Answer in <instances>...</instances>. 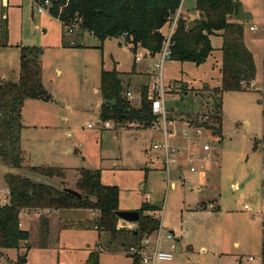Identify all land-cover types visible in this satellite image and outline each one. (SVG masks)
<instances>
[{"label":"rangeland","instance_id":"1","mask_svg":"<svg viewBox=\"0 0 264 264\" xmlns=\"http://www.w3.org/2000/svg\"><path fill=\"white\" fill-rule=\"evenodd\" d=\"M33 1L36 2L8 0L4 4L0 0V80L6 79L0 84L16 81L19 49L34 47L41 51L43 88L53 100H26L23 105L22 168L28 167L27 156L32 165L99 170L103 185L118 188L120 211H137L142 202L160 207V213L152 215L159 219L164 230H172L178 240L174 260L168 264H261L264 95L260 90L264 0H237L246 15L241 21L244 38L256 67L253 89L220 94L212 92L220 85L219 51H214L201 66L167 58L157 68L159 56L134 63V55L145 52L140 48L133 52L124 37L106 39L100 49L101 42L95 36L88 32L67 33L48 12L39 14ZM182 6L194 13V0H183ZM182 15L188 17L187 24L193 23L189 11ZM168 28L171 26L163 29L165 37ZM211 41L213 48L220 46L218 38ZM133 66L144 74L122 76L123 95L126 97L129 91L132 94L129 103L139 107L141 85L150 84L146 87L150 89L151 99L162 93L166 119L172 122L167 128L176 132V138L168 139V143L189 147L194 157L192 166L199 169L202 166L203 170L189 171L186 150L178 157L181 169L178 165V170L170 167L167 171L162 166L161 150L151 148L161 142V136L154 130L158 125L156 120L149 127L138 122L124 124L108 120L111 130L99 129L102 121L93 90L99 88L101 69L115 68L129 73ZM213 98L219 99L221 105V139L202 129L196 135L198 128L193 125L207 121L205 115L211 112ZM70 104L84 110L78 111L77 118L69 125L70 137H67L60 126L57 105ZM88 124L94 127L87 128ZM130 124L134 126L129 128ZM203 145L210 146V150L203 151ZM7 173L72 190L79 176L78 172H68L64 181L45 179L25 169L9 168L0 159V205L5 204L3 196L8 199ZM90 213L86 209L50 213L45 249L38 246V215L22 216L21 229L30 235L28 247L1 250L0 264H18V257L23 255L25 260L20 264H87L89 254L94 251L100 252L98 264H131L125 254L128 250L120 246L123 238L111 241L108 233L60 228L63 224L85 221L87 216L91 217ZM131 226L122 221L117 223L123 230Z\"/></svg>","mask_w":264,"mask_h":264},{"label":"trees","instance_id":"2","mask_svg":"<svg viewBox=\"0 0 264 264\" xmlns=\"http://www.w3.org/2000/svg\"><path fill=\"white\" fill-rule=\"evenodd\" d=\"M182 0H51L49 15L57 19L65 28L73 19H79V33L88 32L100 42L110 38L124 37L132 50H143L146 57L159 56L167 36L164 27L172 25L176 11ZM241 5L237 0H195L196 18L191 25L182 17L177 19L174 33L169 40L168 59L179 63L203 65L214 51H219L220 85L212 92H241L250 88L254 81L256 67L252 52L244 38L242 22L231 20L237 16ZM74 31V32H76ZM81 31V32H80ZM169 28L166 31L168 35ZM212 38L220 40L218 48L212 47ZM41 51L34 47L19 49V73L15 83L0 84V159L9 168L25 169L33 175L45 179L65 180L68 171L57 167L22 168L24 156L20 149V132L23 128L21 109L25 100H52L43 88L41 80ZM134 67V66H133ZM101 69L99 92L104 102L99 111L101 121L129 124L138 122L145 127L152 126L156 118L151 113V99L148 88L140 91V105L133 107L123 95L125 92L121 77L132 74ZM129 85V84H128ZM261 94L264 95V53L262 56ZM217 106L211 103V112L205 115L207 121L193 125L210 136L221 139L222 112L219 99ZM188 123L191 121L188 119ZM74 188L80 196L75 197L64 189L36 183L18 174L7 173L5 183L8 202L0 205V251L18 250L28 247L29 232L20 227L19 215L22 211H40L37 221V240L41 249L47 247L49 233V213L61 210L86 209L93 218L75 223L63 224L62 228L94 230L110 235V240L123 238L121 247L125 250L138 245L142 236L156 231L159 219L151 215L161 208L142 202L139 221L135 230L117 227L119 191L116 186L101 183L99 170L79 169ZM264 184V181H263ZM99 251L89 254L87 264L99 263ZM0 252V256H1ZM262 264H264V239L261 244ZM24 255L18 257V264L24 262ZM137 259L134 260L136 264Z\"/></svg>","mask_w":264,"mask_h":264},{"label":"built area","instance_id":"3","mask_svg":"<svg viewBox=\"0 0 264 264\" xmlns=\"http://www.w3.org/2000/svg\"><path fill=\"white\" fill-rule=\"evenodd\" d=\"M35 3V6L37 8V12L39 14H43L45 12L49 11V8L51 7V0H36L33 1ZM179 17V13L175 15L172 21L171 28L169 30V33L167 35V39L165 40L164 47L162 49V52L160 54V57L155 63V67L161 68L163 60L167 59L169 57L168 52V46H169V40L171 38V35L173 34V31L176 27L177 19ZM79 19H73V21L66 27L67 33H73L74 31L79 29ZM250 30H253L252 27H250ZM145 59V54H137L134 55V61L140 62L141 60ZM127 100L132 99L131 93H126ZM151 113L156 118V121L158 122V125L156 126V129L160 131L163 135V141L161 143H156L151 146L153 150H161L164 157V164L166 167H177L179 165L178 157L182 154L183 150L182 148L175 147L170 145L167 142L168 138H171L174 136V131L168 129L169 121L166 119V108L164 107V99L162 93H159L158 96L151 99ZM132 125V124H131ZM89 128H91L93 125L88 124ZM103 129H110L109 122H103L100 125ZM196 135L201 134V130L197 129L195 132ZM184 135H186V132H184ZM210 149V146L204 145L203 150L208 151ZM187 165H189V171L191 173L196 172L197 170H203V167H194L192 166L193 160L192 158H187L186 161ZM263 165V175H264V157L262 160ZM158 214L160 211L153 212L152 214ZM126 223V222H124ZM129 224V223H126ZM133 225L129 230H135L136 227L135 224ZM264 225V223H263ZM127 229V230H128ZM126 255L131 259V264H135L134 260L137 259L136 264H168L171 263L174 260L175 253L177 251V239L175 238L174 233L171 230H164L161 227V222L158 227V229L150 234L144 235L140 238L138 245L135 247H131L127 249Z\"/></svg>","mask_w":264,"mask_h":264},{"label":"crops","instance_id":"4","mask_svg":"<svg viewBox=\"0 0 264 264\" xmlns=\"http://www.w3.org/2000/svg\"><path fill=\"white\" fill-rule=\"evenodd\" d=\"M183 1V0H182ZM3 3L4 4H8V0H3ZM194 6H195V0H194ZM182 2H181V4H180V7H179V11L177 10L176 12H179V16H180V14L181 13H186V12H190L191 14H192V16H193V20L196 18V16H197V13L194 11V13H192L190 10H188V9H182ZM193 9H194V7H193ZM242 9V8H241ZM244 12V11H243ZM245 14V13H244ZM175 15H176V13H175ZM174 15V16H175ZM180 17H182L184 20H186L188 17H185L184 15H182V16H180ZM179 18V17H178ZM237 20V19H236ZM58 21V20H57ZM240 22V21H239ZM253 28V27H252ZM249 30H250V27H249ZM71 44H73V43H71ZM146 57V56H145ZM134 63H138V62H135L134 61ZM134 68V67H133ZM148 68H150V67H148ZM18 73H19V58H18V69H17V79H16V81L18 80ZM142 74H144V72H142L140 69H137L136 67L134 68V72L131 74V76L132 75H134V76H136V75H142ZM131 76H129V81H130V83H131ZM255 78H256V75H255ZM6 79L3 77L0 81H5ZM41 80H42V74H41ZM15 81V82H16ZM14 82V83H15ZM255 83V79H254V81H251V83H250V89H253V84ZM43 84V83H42ZM148 84L149 83H147V84H143V85H141V86H148ZM128 85V84H127ZM150 85V84H149ZM125 88V87H124ZM148 88V87H147ZM128 89H129V85H128ZM94 91V94L96 95L95 96V106H96V108L98 109V117H99V111H100V108H101V106H102V104L104 103V101H103V99H102V97L100 96V92H99V88H97V89H94L93 90ZM127 92H129V91H127ZM126 92V93H127ZM126 93H125V95H126ZM148 93H150V89L148 88ZM132 95V94H131ZM139 97H140V95H139ZM151 97L152 96H150V94H149V99H151ZM50 102H53V100H51ZM24 103H26V100L24 101ZM24 103H23V105H24ZM58 106V119H59V121H60V126H62V128H63V130H64V132H65V134L67 135V137H70V134L68 133V128H69V125L75 120V118H77V114H78V111H83L84 110V108H82V110H79L75 105H73V104H70V105H68L67 107H63V106H61V105H57ZM22 108H23V106H22ZM81 109V108H80ZM22 110V109H21ZM22 118V117H21ZM100 119V118H99ZM106 122H108V121H106ZM102 123H103V121H102ZM93 126L91 127V128H93L94 127V124H92ZM169 125H172V122H170L169 121ZM22 126H23V124H22ZM99 126V129L100 130H111V126H110V129H103V128H101L100 127V125H98ZM134 125L132 124H130L128 127L129 128H131V127H133ZM87 128H89L88 126H87ZM153 128V127H152ZM23 129V128H22ZM154 130L161 136V142L163 141V135H162V133L160 132V131H158L157 129H156V127H154ZM170 130H172L171 128H170ZM22 131V130H21ZM174 131V136L173 137H171V138H176V132H175V130H173ZM183 131H184V129H183ZM168 139H170V138H168ZM168 139H167V142H168ZM160 142V143H161ZM21 132H20V148H21ZM157 143V142H156ZM156 143H154V144H156ZM192 146L194 145V143H192L191 144ZM152 146V145H151ZM172 146H175L176 147V145H172ZM204 146V145H203ZM203 146H202V150H203ZM177 147H179V148H182V149H184V150H186V152H188L189 153V147H182V146H177ZM210 150V149H209ZM208 150V151H209ZM204 151V150H203ZM78 152H80V151H78ZM162 152V151H161ZM23 155H25V154H23ZM186 158H194L193 157V155H190V153L187 155L186 154ZM25 160H26V164H28L27 166L28 167H40V166H49V167H55V166H50V165H32L31 163H30V160L27 158V156H25ZM164 157H163V153H161V162H162V166L163 167H166V165L164 164ZM179 165H181V166H179V169H181L182 168V164H180L179 163ZM162 167V168H163ZM178 167V166H177ZM176 166L175 167H173V168H175V171H176V169L178 170V168H177ZM57 168H63V167H57ZM169 168L170 167H166V169H167V171H170L169 170ZM172 168V167H171ZM63 169H66L68 172H78L79 171V169H83V168H79V169H76V168H73V169H69V168H63ZM165 171V170H164ZM179 176V175H178ZM179 178V177H178ZM172 187H174V184L172 183L171 184V188ZM6 190H8V189H6ZM1 192H2V190H0ZM3 200L5 201V203H7V201H8V199L6 198V196H3ZM206 208H204L203 210H205ZM56 212H58V211H56ZM30 213H35L36 215H38L39 216V214H41V212L40 211H34V210H29V211H22L21 213H20V215H19V219H20V227L22 228L23 226H22V223H21V218H22V216H25V215H29ZM52 214V213H51ZM50 213H49V217H50V215H51ZM90 215H91V217H92V213H90ZM157 216V215H156ZM90 216H87V219H90L91 218ZM86 219V220H87ZM119 221H121V220H119ZM123 222V221H122ZM263 223H264V220H263ZM130 224V223H129ZM172 231V230H171ZM264 231V230H263ZM173 232V231H172ZM174 233V232H173ZM175 235V234H174ZM264 239V233H263V237H262V240ZM177 242H178V240H177ZM1 253H2V251H0ZM249 260H251V258H249ZM173 262V261H172ZM261 264H262V259H261Z\"/></svg>","mask_w":264,"mask_h":264},{"label":"water","instance_id":"5","mask_svg":"<svg viewBox=\"0 0 264 264\" xmlns=\"http://www.w3.org/2000/svg\"><path fill=\"white\" fill-rule=\"evenodd\" d=\"M237 16H238L237 20L240 22L246 18V15L243 13V11L241 9H240ZM212 101H213L214 106L218 105V102L216 101V99L213 98ZM104 102H107L109 104H113L112 101H104ZM64 190L72 196H75V197L80 196L76 191H74L72 189L66 188ZM114 215L118 220H121V221L126 222V223H130V224H136L139 221V217H140V215L137 211H120V210H118V211L114 212Z\"/></svg>","mask_w":264,"mask_h":264}]
</instances>
